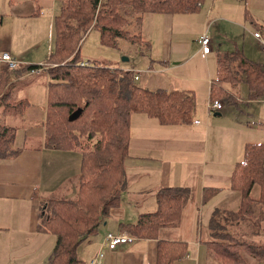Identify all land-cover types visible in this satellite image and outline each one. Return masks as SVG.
I'll list each match as a JSON object with an SVG mask.
<instances>
[{"label": "crops", "instance_id": "1", "mask_svg": "<svg viewBox=\"0 0 264 264\" xmlns=\"http://www.w3.org/2000/svg\"><path fill=\"white\" fill-rule=\"evenodd\" d=\"M60 2L0 0V51H9L22 60L14 70L0 65V82L11 97L27 103L22 118L37 123L24 130L11 125L17 129L13 148L18 154L0 160V238L8 247L10 264H39L44 259L38 249L40 241L44 242L39 235L43 233L37 230L39 212L45 207L41 201L59 186L71 185L79 173V153L44 144L49 76L42 65L52 51L53 18ZM200 9L198 26L192 33L183 28L192 18L189 13L145 16L151 49L156 45L154 23L159 31L157 54L152 58L159 74L150 89L189 93L197 116H192L189 124L166 125L145 113L131 114L125 160L127 189L120 205L112 207L97 230L78 245L77 256L83 263L103 252L101 264H156L157 241L164 240L186 245L184 255L173 264H215L202 241L214 211L234 209L239 204L240 194L230 186L231 172L243 157L245 143H264V93L249 98V90L242 84L247 85L241 83L236 109L215 115L207 107L209 92L222 53L238 48L247 59L264 63V51L253 36L255 30L264 27V0H203ZM205 26L212 49L202 55L198 38ZM30 65H37L38 71H32ZM37 107L39 111H35ZM7 116L1 111V121ZM218 128L223 129L218 133ZM60 154L62 159L54 165V158ZM166 186L189 189L179 222L161 227L155 239L134 237L116 250L106 249L105 234L127 232L126 225L135 223L140 213L155 211L156 191ZM208 187L221 190L205 202L203 192ZM5 217L18 221L5 229Z\"/></svg>", "mask_w": 264, "mask_h": 264}, {"label": "trees", "instance_id": "2", "mask_svg": "<svg viewBox=\"0 0 264 264\" xmlns=\"http://www.w3.org/2000/svg\"><path fill=\"white\" fill-rule=\"evenodd\" d=\"M202 1L61 0L59 12L53 18L49 59L54 65L47 69L44 144L56 150L79 152L81 183L76 199L43 202L46 204L37 230H49L56 236L47 264H83L77 256L78 245L97 230L112 207L120 205L127 189L125 160L131 114L145 113L162 124L183 125L191 123L194 111V100L189 93L142 87L132 68L105 67L95 61L81 65L79 42L90 29H97L101 43L114 45L119 37L134 43L142 37L140 33L132 34L128 26L142 23L147 13L185 14L200 7ZM259 29L264 35V27ZM241 83L247 85L249 98L264 93V63L247 59L238 48L222 53L216 61L211 97L220 98L225 104L234 103ZM2 89L0 82V93ZM2 98L7 100L2 103L4 115L22 113L27 104L14 99L4 89ZM78 108L80 115L70 120L69 115ZM16 140V127L0 120V160L18 154L13 148ZM230 186L240 194L239 204L234 209H222L221 225L215 221L219 211H214L202 242L207 244L209 256L216 264H246L249 256L260 261L264 258V244L241 241L225 228L243 224L255 228L264 220V143L244 145L243 157L235 165ZM220 190L205 188L203 201L210 200ZM188 197L189 189L184 186L159 188L155 194L157 209L140 213L137 221L126 225L125 230L137 238H157L161 227L179 222ZM88 198H92L91 208L83 204ZM212 224H215L214 233L209 232ZM185 251L184 243L158 240L156 264H173Z\"/></svg>", "mask_w": 264, "mask_h": 264}, {"label": "rangeland", "instance_id": "3", "mask_svg": "<svg viewBox=\"0 0 264 264\" xmlns=\"http://www.w3.org/2000/svg\"><path fill=\"white\" fill-rule=\"evenodd\" d=\"M200 11H201L200 7H197L194 11L189 12V15H191L189 17H192V18H189V22H185L183 24V28L185 29L184 30L185 32L192 33L193 31L197 29L198 21L200 18ZM150 14L151 13H147L146 15H144V21L140 23L139 25L137 23H131L128 26V29L131 31L132 34L138 35V33H140L142 37V40L141 38L139 39L136 38V42L134 43L122 37L121 38L119 37L115 40L116 45L101 43L99 31L97 29H90L85 34V36H83L81 42H79L78 55H79V60H81L80 62L84 61V64H86L85 62L87 61H95L98 65L105 66V67H112V68L125 67L126 69L132 68L134 72L137 73L140 77L137 83L142 87L151 88V85L157 82V80H155V77H158V74H159L158 69H156V67L152 64V58L154 56V53L157 54L156 46L159 45V31H158L157 24L154 23L152 26V29L154 31V40H155L156 45L154 48L151 49L149 44L147 43V40H149L147 39V37L149 36L148 35L149 29H147V25H148L147 18H145V16L149 17ZM203 17H204V13H202L201 23H202ZM175 26H177V24ZM207 30L208 28L205 26L202 32L206 31L207 33ZM75 52L76 51H74V53ZM126 57L128 58V60H125ZM65 60L66 59H64L63 61ZM21 63H22V60H21ZM51 65H54V63H52L51 60L48 58V60L42 66L48 69L49 67H51ZM151 71L152 73H150ZM149 79H150V82H149ZM27 80L23 82L27 83L28 82ZM147 83H149L150 85L149 86L146 85ZM242 86L245 88V90H247V87L245 85L242 84ZM19 88H24L23 84H19ZM241 96L242 97L244 96L243 92L241 93ZM219 100L221 99L219 98ZM6 101L7 100L3 98L0 100V120L3 119V117H1V111L3 108L2 103ZM241 103L239 102L238 104L240 106H243L242 105L243 103L242 104ZM195 105H196V101H195ZM230 108L231 110L236 109V103L224 104V107L221 110H219V113L221 114L223 112H226ZM35 111H39V108L37 107ZM212 112H216V111H211L210 113ZM20 114L21 113L19 114L15 113L16 116L8 115L5 119V122L9 123L10 125L18 126L22 130L28 128L31 123L37 125L35 121H26V118L25 119L22 118ZM192 116L194 118L197 116L196 107L194 108V111L192 112ZM220 129H223V128H218L217 130L218 133ZM210 142H211V139H209V144ZM215 147L216 148L219 147V141L216 143ZM64 151H76L77 153H79L75 149L74 150H64ZM60 159H62L61 154L56 156V158H54V163H55L54 165L57 164L56 160L59 161ZM234 168H235V165L232 169L231 174L233 173ZM79 171H80V168H79ZM125 180H126V176H125ZM80 183L81 182L78 176L77 179L72 181L71 185L69 184L67 186H64V185L59 186L58 188H56L55 191L48 194L46 197H44V199H42L41 201L42 205H43V202H47V201L56 202L59 200L76 199L79 194ZM126 186H127V181H126ZM91 202H92V198H88L87 201L83 204H85L87 207L88 206L90 207ZM62 207L64 208V205H62ZM218 211H219V214L216 216L215 221L219 222V224L221 225L222 209H218ZM39 216H40V212H39ZM39 220H40V217H39ZM16 221L18 220L5 217L3 220V226L5 227V229L8 227H12V225ZM225 230L232 233L236 238H238L241 241H245L247 243L249 242V243H252L253 245L254 244L255 245L264 244V220L261 221V225L255 228H252V225L243 224V225H239L236 227L235 225H233L232 227L225 228ZM215 231H216L215 224H212L209 232L214 233ZM41 233L43 234H39V235L41 236V240H44V242L40 241V246L38 249H40V253L42 257H44V259L46 258L47 261L43 259V260H40L38 263L47 264L48 258L51 256L53 248L56 244V236L53 235V233L49 230L48 232L42 231ZM77 252L80 253V250H78ZM211 261L214 263L213 258H211ZM263 261H264V258L258 261L256 258L249 256L247 258L246 264H263ZM0 264H10L8 261V247L5 243L1 242V238H0Z\"/></svg>", "mask_w": 264, "mask_h": 264}, {"label": "built area", "instance_id": "4", "mask_svg": "<svg viewBox=\"0 0 264 264\" xmlns=\"http://www.w3.org/2000/svg\"><path fill=\"white\" fill-rule=\"evenodd\" d=\"M101 2V1H100ZM99 2V3H100ZM253 36L257 39L259 45L261 46L262 51H264V35L259 30H255L253 32ZM198 42L200 45V51L202 55H206L211 51V37L203 31L198 38ZM21 63L19 57L12 55L9 51H0V65L7 69H14L17 65ZM87 64V62H85ZM81 65L84 64V61L80 62ZM32 71H38V68H33ZM135 79L138 78L136 74ZM210 93V92H209ZM207 107L209 112L211 111H219L224 107L223 101L218 98H212L211 94L207 103ZM134 240V236H131L127 232H107L104 236L103 245L108 250H116L122 245L126 243H130ZM103 256V252H98L97 255L90 261L84 262L83 264H101V259ZM264 264V261H263Z\"/></svg>", "mask_w": 264, "mask_h": 264}, {"label": "water", "instance_id": "5", "mask_svg": "<svg viewBox=\"0 0 264 264\" xmlns=\"http://www.w3.org/2000/svg\"><path fill=\"white\" fill-rule=\"evenodd\" d=\"M125 60H128V58L126 57ZM80 113H81V108L76 109L75 111H73V112L69 115V119H70V120H73V119L77 118V117L80 115ZM214 114H215V115H219L220 113H219V112H215ZM44 208H45V207H44ZM43 213H44V211H43V209H42L41 214H43Z\"/></svg>", "mask_w": 264, "mask_h": 264}]
</instances>
